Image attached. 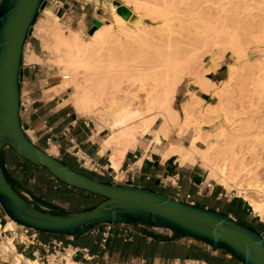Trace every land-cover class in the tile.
<instances>
[{
    "label": "bare ground",
    "instance_id": "6f19581e",
    "mask_svg": "<svg viewBox=\"0 0 264 264\" xmlns=\"http://www.w3.org/2000/svg\"><path fill=\"white\" fill-rule=\"evenodd\" d=\"M119 1L131 7L138 20L134 24L124 20L106 0L105 21L87 40L70 19L60 18L49 8L35 24L44 52L54 55L53 63L62 75L61 89L71 91L69 103L74 111L96 124L95 136L108 131L107 136L94 138L101 144V155L110 152L117 174L129 151L156 144L165 149L164 160L174 157L182 167H200L209 182L236 191L264 223V133H252L246 124L252 121L248 113L237 111L239 105L243 108L248 86L259 99L264 97V49L260 60L247 59L234 22L236 10L225 0ZM189 1L203 7L191 10ZM147 20L159 23L157 43L152 37L154 26ZM248 26L250 32L252 26ZM258 28L263 39L264 22ZM201 52L221 57L218 65L226 61L225 56L229 58L228 76L220 91L208 77L195 83L198 91L219 100L208 105L210 111L202 115V122L192 120L189 113L188 105L196 101L181 112L175 107L179 87L194 75L191 71ZM27 61L41 63L42 59L32 54ZM245 64L252 66L241 68ZM172 132L175 142L170 141ZM56 152V148L51 151ZM16 227L9 219L5 228L0 223V232ZM2 246L16 251L10 238ZM12 264L41 263L16 256ZM64 264L76 263L68 257Z\"/></svg>",
    "mask_w": 264,
    "mask_h": 264
},
{
    "label": "water",
    "instance_id": "95a60500",
    "mask_svg": "<svg viewBox=\"0 0 264 264\" xmlns=\"http://www.w3.org/2000/svg\"><path fill=\"white\" fill-rule=\"evenodd\" d=\"M47 5L48 0H3L0 6V207L4 214L40 234L69 238L86 236L101 226L163 227L210 247L213 253L226 252L240 264H264V238L231 216L136 188L133 183L116 186L97 181L31 142L20 119L22 58L34 23ZM117 13L130 23L138 20L124 5L117 7ZM102 25L93 20L90 35ZM6 148L62 184L104 200L92 210L64 215L37 209L8 181L2 166Z\"/></svg>",
    "mask_w": 264,
    "mask_h": 264
},
{
    "label": "crops",
    "instance_id": "0c3cea01",
    "mask_svg": "<svg viewBox=\"0 0 264 264\" xmlns=\"http://www.w3.org/2000/svg\"><path fill=\"white\" fill-rule=\"evenodd\" d=\"M105 1L63 0L62 9L58 13L61 12L62 19H70L78 30L87 29L90 33L92 26H87L89 23L92 24L93 20H97L100 15H104L103 3ZM110 1L113 4L116 3L115 0ZM2 2L3 0H0V6ZM29 46L31 48L30 54L26 56L24 50L22 58L20 119L22 128L31 142L48 153L56 148L58 154L62 155L78 156L85 154L91 161V166L98 168L99 176L96 177L98 180H101L102 176L107 178L105 181L108 183L117 180L118 183H123L121 186L133 183L134 187L146 190L156 186V193L176 199L180 188L184 195H192L196 199L194 205L200 207L198 201L204 202L201 199L204 198V190L197 188L198 185L196 184L200 180V175L189 167L180 166L174 157L164 160L165 149L156 144L149 146V148L140 146L134 151H129L121 164L119 176L123 179L119 181L116 178V171L111 165L110 152H107L105 156L101 155V144L98 140H94L96 137L101 139L102 134H99V137L95 136L90 123L74 111L69 103V91L62 90L60 87L62 78L58 75V70L49 66L50 64L39 52L37 45L29 44ZM32 54L41 58L42 62L28 63L26 57ZM220 71L221 69H218L213 74L217 82L222 79ZM7 149L2 154L4 168L8 163L9 156L21 160L12 150L11 155H6L8 154L6 153ZM7 175L11 180L8 173ZM212 195V190L207 192V197ZM180 201L187 203L183 199ZM202 208L212 210L208 206ZM2 220L6 219L0 207V221ZM122 228V226L113 228V236L109 239L106 250L101 246L104 226L80 238L51 235L43 237L39 233L38 241L42 244H49L57 239L66 246L78 249L81 252L74 258L76 264H126L130 261H133L134 264H156L157 261L162 260L165 261L163 263H171L174 260L187 259L185 256L169 255L170 253L176 254L180 249L184 248L187 252L192 249L206 250L204 244L181 238L163 227H144L145 230L133 233L131 240L125 242L119 236ZM16 229L19 236L21 229L19 226ZM155 231L161 233H155ZM18 250L21 252L22 247L18 246ZM83 251H87V253ZM33 253L42 257L45 255V249L37 245L26 253V257L32 259ZM84 257L91 260L86 261Z\"/></svg>",
    "mask_w": 264,
    "mask_h": 264
},
{
    "label": "rangeland",
    "instance_id": "374dc122",
    "mask_svg": "<svg viewBox=\"0 0 264 264\" xmlns=\"http://www.w3.org/2000/svg\"><path fill=\"white\" fill-rule=\"evenodd\" d=\"M116 3L114 4L116 7L120 5H124L123 2L119 0H115ZM226 2L230 3L229 8L231 10L235 9L236 18L234 19L235 24L240 28L238 30L239 34V42L242 44V46L245 45L247 48L248 57L247 59L250 61L255 62L256 60H260L262 57V50L264 49V38L262 39L259 36V22H264V4L262 3L264 0H225ZM191 5H189V8L191 10L198 9L201 10L203 5L201 7L199 6V3L190 2ZM125 6V5H124ZM127 7V6H126ZM47 8H49L52 12H54L57 16L61 17V12L58 13L57 9L55 8L52 3H48ZM131 10V7H127ZM42 17V14L40 13L37 17L35 24L38 22V20ZM101 23L105 21L104 16L100 15L97 19ZM159 22V21H158ZM146 23L153 25V34L152 37L155 39L154 42L157 43L161 38V31L157 30V24L155 22L146 21ZM33 29V36H31L27 44L25 46V55L28 56L30 54L31 48L29 44L37 45V48L39 52L47 59L49 66L57 69L56 64L53 63L54 55H49L46 52H44L42 47V41L40 37L37 36V31L35 28ZM252 26V29H250L249 32V26ZM92 26V24H88L87 27ZM250 33L251 35H248ZM82 38L85 40L88 39L90 36L89 31L86 29L82 31ZM254 34V35H253ZM163 38V36H162ZM37 39V40H36ZM164 39V38H163ZM260 39V40H259ZM27 48V50H26ZM133 50L138 51L140 48L137 46L131 47ZM218 54V52L216 51ZM146 56H150L149 53L146 54ZM226 57V58H225ZM223 58L226 59L225 62H223L222 65L220 64L219 56L214 55L213 53L208 52H201L199 53V59L198 63L195 65V68L191 71L194 73L191 77L185 78L179 87V91L177 94V102H176V109L181 112L183 109V106H186V104H192L193 101H196L194 105H188L189 107V113H191L192 120H199L201 121L202 115L210 111V107L208 105H216L219 100H216L212 98V96H207L206 94L198 91L196 89L195 83L199 81L202 77H208L216 86L215 88L217 91H220L224 87V82L227 79L228 76V65L227 62H229V58L225 56ZM27 58V57H26ZM243 64V62H242ZM241 68L245 69L248 66L252 65H240ZM221 69L220 71V77H222L221 81L217 82L215 81V77H213V74L216 70ZM207 70H211L212 73H208ZM258 69L256 68V71ZM58 75L60 77L62 76L60 71H57ZM259 74V71H258ZM256 77V75L254 76ZM62 78V77H61ZM236 86L232 87V90H234ZM70 90H69V97H70ZM254 89L252 85L248 86L246 89L245 96H247L246 100H244L243 108L241 105L238 106L237 111L238 112H247L249 115V119L252 120L251 123L248 124L247 127H249L252 131V133H264V97L262 99H259L257 94H255ZM195 94V95H194ZM248 96L252 97V100H249ZM239 102L236 103L238 105ZM197 106V107H196ZM200 107V108H199ZM80 116V115H79ZM85 118V117H83ZM89 123L92 130H94V133L98 132V127L95 123H93L91 120L85 118ZM202 122V121H201ZM204 124V123H203ZM207 128V126L205 127ZM230 130V127H229ZM102 138L107 136L108 131H104L101 133ZM264 136V135H263ZM149 139V136L147 137ZM144 141H147L145 139ZM170 141L175 142L176 136L175 133H171L170 135ZM52 151V150H51ZM49 151L50 155H54L56 159H58L61 162H66L68 164H71L74 168L83 171V174H86L90 177L98 178V172L94 170V168L89 165H86L84 162H81L79 160V157H81V154L79 156H72V155H62L56 153H51ZM6 155H11V149L8 148L6 150ZM16 155V154H15ZM17 156V155H16ZM20 158V157H19ZM8 163L5 165V169L7 173L9 174L12 182H14L15 186L19 190V192L30 202H32L35 206L40 208L42 211L47 213H56L57 215H64L66 213H72V212H84L90 210L94 205L100 203L103 198L98 197L97 199L90 201L88 198H74L70 195H77L78 193H68V194H56L58 199H50L49 195L52 194V188L55 185V181L51 178V176L48 174V172L40 169V168H32L27 164V161L24 162L22 158L21 160H18L17 158H14L13 156H9ZM190 169H193L195 173H198L200 175V180L196 182L198 185L197 188H201V190H204V202H199V208L208 206L212 210H216L215 212L218 213H226L229 211L232 205H235L240 209L242 212L240 220L243 221L246 224H249L250 226H253L256 228V232L259 233L264 238V228L262 225L264 223L261 221V219L255 215L248 205L247 202L244 201V199L240 198L236 191L229 192L226 191L223 187L218 185L215 181H208L207 180V173L200 167H189ZM46 172V173H45ZM96 178V179H97ZM101 180H104L109 185H116L121 186L123 183H118L117 180L112 181H105L107 178L101 176ZM116 178L120 181L123 179V177L119 176V173L116 174ZM95 179V180H96ZM209 182V183H207ZM156 185V184H155ZM212 186V187H211ZM53 190L56 192L58 190ZM212 190L213 195L207 197V192ZM151 192H157V187L152 186L149 190ZM194 201L196 202V199L194 198ZM204 209V208H202ZM209 210V209H206ZM210 210V211H212ZM54 214V215H56ZM233 219L235 217L233 215H229ZM4 217L6 220H2L1 224L2 227L5 228V226L8 223L9 218L4 214ZM242 222V223H243ZM144 227H148L145 225H138L131 227L132 231L134 233H137L141 230H145ZM155 233H161L159 231H155ZM12 239V238H10ZM191 241V240H190ZM217 255H221V252L216 253ZM230 258V257H229ZM231 259V258H230ZM137 260V258H136ZM165 261L156 262V264H168L163 263ZM1 264V263H0Z\"/></svg>",
    "mask_w": 264,
    "mask_h": 264
},
{
    "label": "built area",
    "instance_id": "2783aa9c",
    "mask_svg": "<svg viewBox=\"0 0 264 264\" xmlns=\"http://www.w3.org/2000/svg\"><path fill=\"white\" fill-rule=\"evenodd\" d=\"M48 3L50 4L52 3V5H54L57 11L59 12V10L62 9L63 0H48ZM79 160L81 162H84L85 164L88 162V158L85 154H81V157H79ZM90 164H91V161H90ZM94 170L97 172L98 168L96 167L94 168ZM178 190H179L178 195H177L178 201L183 199L187 203H190V205L195 206L194 197L192 195H189V194L184 195L180 188ZM122 227L123 228L120 231L119 236L123 238L125 242H128L131 240L132 234L134 232L132 231L131 227H128V226H122ZM19 228L21 229L20 230L21 233L19 236L17 235L16 228L14 230H6V229L1 230L0 232V263L1 264H12V261L13 259L16 258V256L18 258L26 257V253L31 248L37 245L45 249V255L42 257H38L36 256L35 253H33V258L30 260L38 261L41 264H64L66 263V260L68 257L74 261V258L81 252L78 249L72 248L70 246H66L62 241L57 240V239L53 240L49 244L39 243L38 241L39 233L38 232L31 230V229L24 228L22 226H19ZM113 228L114 226H104V231L102 233L101 246L105 250H106L109 239L113 236ZM9 238H12V243L14 244L16 248L15 252L10 251L9 249L6 250L2 246V244L6 243ZM18 246L22 247L21 252H19ZM207 249L208 251H212L211 248L208 246H207ZM83 252L87 253V251H83ZM6 258H10L11 260H6ZM84 258L86 261L91 260V259H86V257ZM126 264H134V263L133 261H130L129 263H126ZM168 264H208V263L205 260H199V259H178Z\"/></svg>",
    "mask_w": 264,
    "mask_h": 264
},
{
    "label": "trees",
    "instance_id": "16d2710c",
    "mask_svg": "<svg viewBox=\"0 0 264 264\" xmlns=\"http://www.w3.org/2000/svg\"><path fill=\"white\" fill-rule=\"evenodd\" d=\"M35 24V23H34ZM14 153V152H13ZM21 161H22V159H21ZM24 162H26L25 160H23ZM62 163H64L65 165H67V166H69V167H71L72 169H74L75 171H77V172H80V173H84L83 171H81V170H78V169H76V168H74L71 164H68V163H66V162H62ZM27 164L29 165V166H31L32 168L34 167V168H38V167H36V166H34V165H32V164H30V163H28L27 162ZM2 166H3V169H4V172H5V174H6V177H7V179H8V181L10 182V184L12 185V187L19 193V195L22 197V198H24L25 200H27L20 192H19V190L17 189V187L15 186V184L13 183V182H11V180L9 179V177H8V175H7V172H6V170H5V168H4V165L2 164ZM40 169H42V168H40ZM42 170H44V171H46L45 169H42ZM47 172V171H46ZM45 172V173H46ZM49 174V173H48ZM50 175V174H49ZM51 176V175H50ZM88 176V175H87ZM90 177V176H89ZM51 178L55 181V185H54V189L55 190H58V191H54L53 190V188H52V191H51V193L52 194H50L49 195V197H50V199H58V197H57V195L56 194H68V193H78L77 195H70V196H73L74 198H76V196L78 197V198H88V200H90V201H93V200H95V199H97L99 196H96V195H93V194H90V193H87V192H83V191H80V190H77V189H74V188H70V187H68V186H66V185H64V184H62L61 182H59L58 180H56V179H54L52 176H51ZM92 178V177H91ZM94 179H96V178H94ZM97 181H100V182H103V183H106V182H104L103 180H98V179H96ZM107 184V183H106ZM104 200V199H103ZM102 200V201H103ZM27 201H29V200H27ZM101 201V202H102ZM30 202V201H29ZM100 202V203H101ZM30 203H32V202H30ZM100 203H98V204H96V205H94L92 208H90V210H92V209H94L96 206H98ZM33 204V203H32ZM34 205V204H33ZM34 207H36L37 209H39V210H41L40 208H38L37 206H35L34 205ZM42 211V210H41ZM51 214H56V213H51ZM222 214H225V215H227V216H229V215H233L234 217H235V220L238 222V223H240V224H242V225H244V226H246V227H249L250 229H252V230H254V231H257L256 230V228L255 227H253V226H250L249 224H246V223H244L243 221V223L241 222V220H240V217H241V214H242V212L240 211V209L236 206V204L235 205H232L231 206V208L229 209V211L228 212H226V213H222ZM57 215V214H56ZM62 215V214H61ZM135 226H138V225H135ZM134 227V226H133ZM262 227L264 228V225H262ZM43 235V237H46L47 235H44V234H42ZM177 235H179V234H177ZM57 237V236H56ZM179 237H181V238H185V237H182V236H180L179 235ZM185 239H188V238H185ZM129 242V241H128ZM205 248H206V250L205 251H201V250H199V249H192L191 251H189V252H187L186 251V249H180L176 254L175 253H170L169 255H172V256H175V257H183V256H185L187 259H199V260H205L208 264H240L239 263V261H237L236 259H234V258H232L228 253H226V252H221V255H217L216 253H213L212 251H208V249H207V246L205 245ZM128 251H130V249L128 248ZM175 254V255H174ZM168 255V256H169ZM231 259H230V258Z\"/></svg>",
    "mask_w": 264,
    "mask_h": 264
}]
</instances>
